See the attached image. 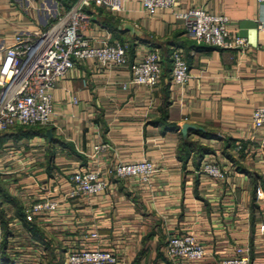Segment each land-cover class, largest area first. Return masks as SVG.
<instances>
[{
  "label": "crops",
  "instance_id": "0c3cea01",
  "mask_svg": "<svg viewBox=\"0 0 264 264\" xmlns=\"http://www.w3.org/2000/svg\"><path fill=\"white\" fill-rule=\"evenodd\" d=\"M73 1L0 0V57L14 35H36ZM191 7L227 16L229 33L244 36L248 47L198 43L171 8L150 15L140 0H122L119 11L92 4L85 8L90 18L85 34L92 43L119 38L108 27L116 16L118 29L132 23L142 35L120 34L132 44L130 61L152 47L162 59L166 50L179 48L190 69L187 82L172 84L162 62L156 86L123 89L128 65L106 68L95 59L77 60L53 90L54 113L45 126L61 142L53 157L47 156L44 135L16 138L10 128L6 133L12 135L0 139V185L22 211L37 200L60 199L56 209L26 217L42 239L24 226L15 203L1 204L9 226H21L28 244L41 243L47 260L52 252L65 258L72 249L98 246L113 249L123 264H221L234 247L246 245L249 264H264V152L259 146L264 126L254 128L251 119L254 107L264 106V0H177L174 9ZM184 122L207 134L187 131L211 148L200 160L178 157ZM101 143L107 147L95 149ZM141 158L155 163L149 184L137 176L112 177L95 195L64 197L73 170L103 171L115 162ZM206 161L219 163L225 177L204 173ZM92 231L98 237H90ZM186 232L205 246L202 260L168 258V237Z\"/></svg>",
  "mask_w": 264,
  "mask_h": 264
},
{
  "label": "built area",
  "instance_id": "2783aa9c",
  "mask_svg": "<svg viewBox=\"0 0 264 264\" xmlns=\"http://www.w3.org/2000/svg\"><path fill=\"white\" fill-rule=\"evenodd\" d=\"M177 0H140L142 10L154 15L159 9L171 8L176 18L183 21L187 34L198 43L220 48L248 47L242 35H231L227 29L228 17L207 11L203 7L187 10L174 9ZM104 6L110 10L122 9V0H74L63 9L58 17L36 35H14L0 57V131L12 127L47 126L53 116V90L57 81L72 68L77 60L95 59L101 67L128 65L130 76L122 88L130 85L156 86L162 74V57L158 48L148 49L141 58L130 61V42L113 38L104 45H96L85 34L90 23L85 8L90 5ZM170 82L183 85L190 77V69L184 53L175 48L171 53ZM76 101V98H73ZM254 128L264 126V106H256L251 114ZM264 152V135L260 140ZM95 149L107 147L97 144ZM237 145L236 148H240ZM201 170L215 178H224L226 170L215 161H206ZM155 171V163L147 158L136 161H118L108 165L103 171L94 168L73 170L68 177L69 188L66 198L91 196L103 191L112 177L137 176L149 184ZM56 197L41 199L25 207L24 214L29 219L43 211H52L58 206ZM1 233V223H0ZM90 237H98L97 231ZM44 250L41 243H35ZM166 254L170 260H202L207 251L205 246L190 232L176 233L168 237ZM249 247L236 246L230 256L221 264H249ZM62 264H123L116 252L98 246L76 248L67 251Z\"/></svg>",
  "mask_w": 264,
  "mask_h": 264
},
{
  "label": "trees",
  "instance_id": "16d2710c",
  "mask_svg": "<svg viewBox=\"0 0 264 264\" xmlns=\"http://www.w3.org/2000/svg\"><path fill=\"white\" fill-rule=\"evenodd\" d=\"M111 22H109L108 27L110 30L115 34L116 37H120L122 30L118 29L117 25L120 23V20L116 16L110 17ZM130 42V41H129ZM130 50L132 49V44L130 43ZM171 53L172 50H166L165 57L162 59L164 66H166L167 73L169 72V79H170V71H171ZM165 70V67H163ZM173 129H178L175 125H172ZM201 135H207L205 132L198 131ZM44 135L48 140V148H47V156L48 158H52L54 155V146L56 144L61 143L58 139L51 137L48 138L46 135V128L45 126H35V127H28L27 129L19 128L13 135L16 138L20 137H28L33 135ZM9 135L6 131H0V139L6 138ZM211 151V148L207 145L201 143L199 139H193L190 137V134L187 133L184 138H182L178 144V157L186 161L190 156H194L197 160H200L204 154ZM5 200H10L16 204L17 210L16 214L20 217L21 221L23 222L24 226L31 231L36 239H42L43 234L40 229L31 221L28 220L22 211L21 207L18 206L15 198L9 195L5 186L0 185V223H1V233H0V264H27L23 262H19L14 255H11L7 248L9 246V238L14 235L13 228L9 226L10 218L6 216V213L1 207L2 202ZM45 247L49 249V243H44ZM51 256L50 260L47 261L46 264H62L64 260V255L59 253L56 255L55 253H49Z\"/></svg>",
  "mask_w": 264,
  "mask_h": 264
},
{
  "label": "rangeland",
  "instance_id": "374dc122",
  "mask_svg": "<svg viewBox=\"0 0 264 264\" xmlns=\"http://www.w3.org/2000/svg\"><path fill=\"white\" fill-rule=\"evenodd\" d=\"M28 127L30 126L18 125L10 130L17 131L19 128L27 129ZM12 228L14 235L9 238V246L7 250L11 255H14L19 262L27 264H46L47 261L50 260V255L48 256V260L47 258H44L41 248L27 243L26 233L24 230H21V226L17 227L16 224L13 223Z\"/></svg>",
  "mask_w": 264,
  "mask_h": 264
},
{
  "label": "water",
  "instance_id": "95a60500",
  "mask_svg": "<svg viewBox=\"0 0 264 264\" xmlns=\"http://www.w3.org/2000/svg\"><path fill=\"white\" fill-rule=\"evenodd\" d=\"M119 28L122 31H128L132 36H135V37H141L142 36L140 34V31L132 23H124L122 25V28H121V26H119ZM189 129H193V130H196V131L202 130L201 127H198L195 124H192V123H189V122H184L181 125L180 131H181L183 136H186L187 131ZM46 134H47L48 138H50L51 137V129H47L46 130Z\"/></svg>",
  "mask_w": 264,
  "mask_h": 264
}]
</instances>
